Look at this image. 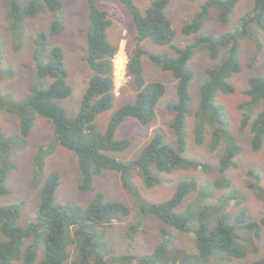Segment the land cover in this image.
I'll use <instances>...</instances> for the list:
<instances>
[{
	"label": "trees",
	"instance_id": "1",
	"mask_svg": "<svg viewBox=\"0 0 264 264\" xmlns=\"http://www.w3.org/2000/svg\"><path fill=\"white\" fill-rule=\"evenodd\" d=\"M129 9L135 27V47L127 53L125 73L135 84L133 101L121 105L101 131L94 123L98 113L107 110L114 99V62L118 46L107 39V29L111 25L108 12L97 5L96 0H87L88 31L87 53L84 57L90 76L74 117L66 115L61 101L71 94L67 81V70L63 53L57 45H49L48 37L61 31L63 24L59 16L63 9L61 0H10L8 28L21 31L24 20L41 11L48 10L54 16L48 32L39 31L33 38L36 47L33 65L37 84L30 88V94L15 99L0 91V110H6L18 117L17 131L6 134L0 124V194H6L8 176L16 165L12 159L13 149L26 146L36 115L44 117L53 131L48 146L41 145L33 159L34 186L39 185V199L34 217L24 225L20 223L23 202L0 205V264H12L21 260L23 264H211V260L224 262V259L242 258L246 250L239 242L236 226H243L259 234L258 223L247 219V211L240 210L233 217L229 213L218 214L215 225H211L204 199L210 196L204 186L197 198L182 207L187 197L199 192L198 181L191 177L178 182L173 194L158 202L138 199L137 219L128 226L127 237L132 240L149 214L157 216L166 227L161 229L164 240L145 254H118L106 241V226L130 214V207L118 200H108L97 191L86 205L76 203H56L55 193L61 183L59 171L44 173L46 151L54 145H61L74 153L81 172L80 190L93 191L94 177L102 170H115L120 174L122 186L133 195L136 188L130 181L131 171L137 170L143 177L146 188L161 181L160 174L177 168H201L212 170L208 162L185 155L189 135L195 145H206L209 151L222 149L217 161L220 178L216 186L228 187L231 179L226 174L236 165L235 158L241 151L235 135L231 132L225 109L217 101L219 93L235 91L230 82L233 74L240 70V43L245 37H255L253 26L264 29V0H254L245 11L235 28L219 33L198 34L203 19L211 7L218 9L221 23H229L232 13L240 0H204L181 31L195 35L185 45L173 43L174 31L165 7L170 0H152L144 13H140L132 0H120ZM58 16V19L55 17ZM159 45H168L167 51L149 53L141 45L144 39ZM197 49L205 50L211 63L206 67L205 79L199 87V98L193 108L189 84L193 73L188 67ZM224 50L223 54L221 51ZM146 56L162 70L170 71L176 80V100L166 104L173 113L170 128L174 143L166 141L160 131H155L141 147L138 155L129 162H123L108 152L120 151L127 147V139H116L115 132L128 116L140 124H150L155 117V109L165 93V86L159 81H146L142 73V57ZM248 97L241 127L250 131V146L259 150L264 143V103L258 110L255 106L264 102V71L248 78L243 90ZM192 115L193 126L189 134L188 117ZM48 147V148H47ZM38 177V178H37ZM40 183V184H39ZM258 184L251 185L254 188ZM201 188V187H200ZM261 189L259 188V193ZM138 220V222H135ZM172 230L191 234L193 249L169 246ZM251 264H264V257Z\"/></svg>",
	"mask_w": 264,
	"mask_h": 264
},
{
	"label": "rangeland",
	"instance_id": "2",
	"mask_svg": "<svg viewBox=\"0 0 264 264\" xmlns=\"http://www.w3.org/2000/svg\"><path fill=\"white\" fill-rule=\"evenodd\" d=\"M28 1V0H23ZM41 1V0H39ZM63 9L60 13L63 27L54 36H49V45H57L63 53V61L67 70V81L71 87V94L61 101L66 115L74 117L79 109L81 97L88 86L90 70L84 59L87 53L88 31V4L87 0H61ZM140 13H144L152 0H132ZM204 0H170L165 7V14L170 19L174 31L173 43L185 45L191 42L195 35L184 34L182 26L189 21L199 9ZM254 0H240L235 7L229 23L223 24L218 19V9L211 7L204 17L202 27L198 34H219L235 28L239 24L241 15L253 5ZM100 8L108 12L111 25L107 29V39L118 46L114 62V99L112 105L105 111L98 113L94 119L97 128L104 131L108 120L121 105L133 101L136 87L132 79L125 73L127 53L134 49L136 43L134 35L136 27L132 15L127 6L120 0H96ZM10 0H0V91L12 95L15 99H21L30 94V88L37 84V76L33 65L32 55L36 51L33 38L39 31L48 32L54 16L48 10L39 12L33 17L24 20V28L21 31L8 28V10ZM58 16H55L58 19ZM255 37H245L241 40L239 59L240 70L233 74L230 82L235 88L232 93H219L217 101L225 109L231 132L235 135L241 146L240 153L236 156V165L229 168L225 176L231 179L228 187H219L214 184L220 178L217 170V161L222 154V149L215 152L209 151L206 145L197 146L192 141L190 134L193 119L188 117L189 139L185 155L204 162L212 170L201 168H177L171 172L160 174L161 181L151 188H146L143 177L133 169L130 181L136 188V195L130 193L122 186L120 174L115 170L104 169L94 177L93 191L80 190L81 172L76 156L69 149L54 145L46 151V166L44 173L52 170L59 171L61 183L55 193L56 203H76L86 205L97 191L104 194L108 200H118L129 205V216L111 221L105 228L106 241L109 247L118 254L130 253L135 255L150 252L157 243L164 240L161 229L165 224L155 215L149 214L143 224L130 240L126 233L128 226L137 219L138 203L140 198L146 202H158L169 198L179 181L187 178H195L199 183V192L195 191L185 200L182 207L195 200L204 186L210 192V196L204 201L207 207H200L207 211L211 225H215L219 210L221 213H229L233 217L240 210L247 211V219L261 223L264 218V143L259 150H253L250 146L249 128L241 127V119L245 110L244 103L248 97L243 90L247 87L248 78L264 71V29L252 27ZM140 45L149 53L167 51L172 54L168 45L153 43L150 39H144ZM224 50L221 51L222 55ZM211 63L205 50L197 49L188 67L193 76L189 84V93L193 101V108L199 98V87L205 79L206 67ZM142 73L146 81H159L165 86V93L155 109V117L150 124H140L134 117H126L115 132L116 139H127V147L120 151L108 152L123 162L134 159L141 147L147 142L155 131L163 133L166 141L174 143L175 136L170 128L173 113L166 108V104L176 100V80L170 71L162 70L146 56L142 57ZM263 103L255 106V111L263 106ZM0 124L6 134L17 131L18 117L6 110H0ZM53 128L46 118L36 115L35 124L30 132L27 144L22 149L12 150V159L16 167L11 170L6 186L9 192L0 194V205L12 202H23L20 223L24 225L32 219L38 205L39 185L34 186L33 159L36 150L41 145L48 146V140L52 137ZM48 148V147H47ZM38 178V177H37ZM40 184V183H39ZM257 185V189L251 185ZM201 187V188H200ZM135 222H138L136 220ZM239 234V242L246 250V255L240 258L224 259V262L211 260V264H251L258 258L264 257V224L259 225V234L249 231L243 226H236ZM171 248L177 247L187 251L193 249L191 234H185L172 230L169 241ZM12 264H23L21 260ZM65 264H71L70 258Z\"/></svg>",
	"mask_w": 264,
	"mask_h": 264
}]
</instances>
